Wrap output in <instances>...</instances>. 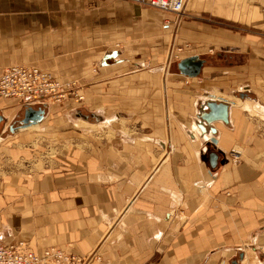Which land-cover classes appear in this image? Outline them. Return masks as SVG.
<instances>
[{
    "label": "crops",
    "instance_id": "crops-1",
    "mask_svg": "<svg viewBox=\"0 0 264 264\" xmlns=\"http://www.w3.org/2000/svg\"><path fill=\"white\" fill-rule=\"evenodd\" d=\"M185 8L181 60L203 63L191 76L179 60L164 81L169 11L132 0H0V70L31 63L85 87L83 103L44 105L38 125L61 115L71 126L130 118L134 127L112 137L70 129L65 151L25 159L35 125H13L24 107L0 98L1 243L97 249L94 264L257 261L247 247H264V137L241 104L264 114V0ZM246 87L253 97L241 93L239 104ZM208 98L230 105L228 122L212 123L215 141L197 125Z\"/></svg>",
    "mask_w": 264,
    "mask_h": 264
},
{
    "label": "built area",
    "instance_id": "built-area-1",
    "mask_svg": "<svg viewBox=\"0 0 264 264\" xmlns=\"http://www.w3.org/2000/svg\"><path fill=\"white\" fill-rule=\"evenodd\" d=\"M132 1L154 6L163 11H173L180 15L184 12L187 0ZM80 90L77 80H61L56 74L39 65L25 62L13 63L0 70V98H14L23 107H34L39 104L44 106L69 99L78 102L84 97ZM230 155L236 162L241 154L238 150L232 149ZM21 246H24L22 240L10 244L0 242V264H94L101 260V253L97 249L86 256H81L55 246H46L41 252L31 248L20 249ZM248 264H264V258Z\"/></svg>",
    "mask_w": 264,
    "mask_h": 264
},
{
    "label": "rangeland",
    "instance_id": "rangeland-1",
    "mask_svg": "<svg viewBox=\"0 0 264 264\" xmlns=\"http://www.w3.org/2000/svg\"><path fill=\"white\" fill-rule=\"evenodd\" d=\"M188 0L186 1L187 4ZM185 4V7H186ZM184 7L183 11L186 9ZM168 11V10H167ZM172 13V15H174V19H175V26L176 28H174V30L171 32H169L168 34V44L167 47L165 49V52L163 53V58L161 60V62L164 65V69L166 70L165 74H163V79L165 81L166 77H168V75L170 74V72L172 71H177L178 69L176 68V63L181 60L183 53L186 51V49H188V44L185 41H180L179 40V34H178V25L181 24L183 16L181 12L180 15H178L177 13L173 12V11H169ZM169 73V74H168ZM57 75V74H56ZM58 76V75H57ZM188 79H185L184 82H188ZM80 85V82H79ZM81 90L80 92L83 93L84 97L82 98V100L78 101V102H74L72 100H68L71 101L75 104L77 103H83L82 101L85 99L86 97V92H85V87H83V82L82 85H80ZM242 93V95H244L246 98H250L253 97L251 94V91H248V88H244L242 91L238 92L236 94L237 101L239 102V104L241 103L242 100V96L240 95ZM65 101V102H68ZM60 103V102H59ZM54 104H57L54 103ZM250 106H249V105ZM59 105V104H58ZM242 107L246 108V109H251L252 111L249 110V113L251 114V116L253 118H256V124H257V130H258V134L262 137H264V114L259 113L256 110L255 105H257V102H250V101H245L243 102V104H241ZM39 106H41L42 108H45V106H43L42 104H39L38 106H34V108H39ZM27 107L24 106V109L21 111L20 116L17 118V120L15 122H12L13 125L16 126H20L22 127L24 124L22 122V119L24 117V112L25 109ZM167 113V112H166ZM168 115V113H167ZM88 119L90 121H95L96 118L93 116L88 117ZM77 124L80 123L77 126L74 125H70L71 128H69V125L66 123H64V118L61 117V115L59 116H55L51 118H47L43 121L40 122V124L38 126H33L31 128L33 135L35 136V142L33 143L32 148H34L33 150L31 149V152L29 150V148L26 149L25 153L26 156H24L25 159H31L32 154L31 153H35L34 156H36L38 161H42V158L48 157V156H52L55 157V155L59 154L61 151H65L66 147L68 146L67 143H69L67 141V138H69L70 136V129H74L73 131H79L84 135H104L105 137H112L113 135H116L118 133H127V132H131V128H134L133 126H130V118L129 119H121V120H116L115 122H113V124H108V123H101L98 125L95 124H87L85 122H78L79 120H77ZM24 127V126H23ZM69 128V129H68ZM37 129V130H34ZM39 130V131H38ZM8 133V131H7ZM74 134H77L76 132H74ZM257 134V135H258ZM67 145V146H66ZM236 150H240L239 152H242L241 147H237ZM233 159L232 155H231V160ZM238 159L236 162L233 163H239ZM40 163V162H39ZM40 164H37L36 167H40ZM249 248V251L256 256V260L257 261H261V259L264 258V247L261 248V250H255L253 248H250L249 246L247 247Z\"/></svg>",
    "mask_w": 264,
    "mask_h": 264
},
{
    "label": "water",
    "instance_id": "water-1",
    "mask_svg": "<svg viewBox=\"0 0 264 264\" xmlns=\"http://www.w3.org/2000/svg\"><path fill=\"white\" fill-rule=\"evenodd\" d=\"M202 63L203 61L198 55H193L184 57L178 63V65L182 72L191 76H197L200 72ZM229 106V102H226L224 100L208 98L203 101L201 106L199 107L198 117H200V121L197 122V125L198 127H201L202 130L211 132L213 134L211 141L216 140L214 135L217 132L216 126H213L212 123L216 119L228 122ZM43 113L44 108H42L41 106H39V108L27 106L24 112V117L22 119V122L24 124L23 126L25 127V125L39 122L43 117ZM211 160H213L212 164H215L216 157L213 156Z\"/></svg>",
    "mask_w": 264,
    "mask_h": 264
},
{
    "label": "bare ground",
    "instance_id": "bare-ground-1",
    "mask_svg": "<svg viewBox=\"0 0 264 264\" xmlns=\"http://www.w3.org/2000/svg\"><path fill=\"white\" fill-rule=\"evenodd\" d=\"M33 125H35V126H36V125H37V123H36V124H32V125H28V126H33ZM208 133L211 135V139H212V137H213V136H212L211 132H208Z\"/></svg>",
    "mask_w": 264,
    "mask_h": 264
}]
</instances>
